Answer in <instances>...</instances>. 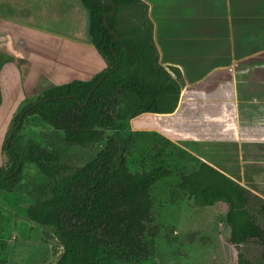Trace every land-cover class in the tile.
I'll return each instance as SVG.
<instances>
[{"label": "trees", "instance_id": "1", "mask_svg": "<svg viewBox=\"0 0 264 264\" xmlns=\"http://www.w3.org/2000/svg\"><path fill=\"white\" fill-rule=\"evenodd\" d=\"M82 2L90 16L92 44L107 62V70L90 81L46 90L22 110L16 124L39 116L62 132L70 145L92 148L105 140L106 145L85 166L70 168L59 163L58 152L50 153L37 145L29 147L24 159L11 134L5 149L12 167L0 172V190H15L25 161L35 164L49 179L33 192L35 203L27 216L33 224L52 229L62 248L56 264L147 260L156 254L159 235L157 226H148L154 211L151 191L172 172L164 164L150 171L131 172L125 156L129 143L124 137L126 122L145 114H173L184 77L178 68L171 67L174 79L161 62L156 23L146 0H110L109 7L102 0ZM109 131L113 135L108 136ZM153 144L162 156L171 141L156 136ZM174 189L192 197L197 207L225 205L231 244L239 247L253 241L264 246V229L248 210L255 200L264 214V200L251 198L246 188L214 166L199 163L195 171L180 176ZM238 264L253 263L239 253Z\"/></svg>", "mask_w": 264, "mask_h": 264}, {"label": "crops", "instance_id": "2", "mask_svg": "<svg viewBox=\"0 0 264 264\" xmlns=\"http://www.w3.org/2000/svg\"><path fill=\"white\" fill-rule=\"evenodd\" d=\"M146 1L161 61L185 80L166 118L230 125L239 140H264V0ZM9 63L25 95L18 103L108 67L82 0H0V85Z\"/></svg>", "mask_w": 264, "mask_h": 264}, {"label": "rangeland", "instance_id": "3", "mask_svg": "<svg viewBox=\"0 0 264 264\" xmlns=\"http://www.w3.org/2000/svg\"><path fill=\"white\" fill-rule=\"evenodd\" d=\"M1 90L0 172L12 167L5 144L22 110L24 99L19 103L17 99L25 97L18 68L10 63L2 73ZM38 95L30 94L26 102L35 101ZM176 124L172 118L150 115L127 122L124 137L129 143L125 156L131 172L150 171L164 164L172 174L151 191L154 211L153 222L148 226L159 228L155 256L120 264H238L239 251L252 263L262 264L264 246L258 242L240 247L229 242L231 228L226 220L225 205L197 207L191 197L177 193L174 187L181 175L192 173L199 163L206 162L247 188L251 197L258 195L264 199V140H239L230 125ZM135 132L138 135H134ZM14 135L13 144L24 159L29 147L37 145L50 153L58 152L59 163L70 168L85 166L106 145V141L92 148L70 145L63 133L39 117L27 118ZM155 136L172 141L162 156H158L154 148ZM258 137L264 139V134ZM48 183L49 179L35 164L25 161L15 190L11 193L0 190V264H56L61 257L62 248L52 229L33 224L27 216L28 208L35 203L33 192ZM248 210L264 228L260 203L252 200Z\"/></svg>", "mask_w": 264, "mask_h": 264}, {"label": "flooded vegetation", "instance_id": "4", "mask_svg": "<svg viewBox=\"0 0 264 264\" xmlns=\"http://www.w3.org/2000/svg\"><path fill=\"white\" fill-rule=\"evenodd\" d=\"M109 7V6H108ZM115 12H113V14H114ZM91 37V36H90ZM158 44V43H157ZM160 49V48H159ZM161 53V52H160ZM162 62V61H161ZM107 63V62H106ZM163 64V63H162ZM164 66V65H163ZM108 68V67H107ZM164 68L171 74V76L174 78V79H176L177 77H176V75L172 72V70L170 69L171 67H165L164 66ZM176 68V67H175ZM107 70V69H106ZM182 73V72H181ZM183 75V74H182ZM90 81V80H89ZM185 81V80H184ZM86 82V81H85ZM185 83V82H184ZM69 84V83H68ZM183 85V84H182ZM181 88H182V86H181ZM46 91V90H45ZM45 91H43V92H45ZM43 92H41V93H38L39 95H38V97L40 96V95H42L43 94ZM180 93H181V91H180ZM36 95V94H35ZM37 97V98H38ZM2 100H3V97H2V90H1V85H0V105L2 104ZM27 100V99H26ZM26 100H24L22 103H23V105H28L29 103H31V102H34V101H29L28 103L26 102ZM23 105L22 106H20V108H22V110L26 107V106H24L23 107ZM22 110H21V112H22ZM20 112V113H21ZM20 113L18 114V116L20 115ZM149 115H151V116H156V115H152V114H145V115H141V116H149ZM17 116V117H18ZM141 116H139V117H141ZM17 117L15 118V130H14V132L12 133V134H14L15 133V131L16 132H18V131H20L21 130V128H22V125H23V123L25 122V120H27V118H29V117H39V116H29V117H27L24 121H20L18 124H16V119H17ZM40 118V117H39ZM138 118V117H137ZM41 119V118H40ZM135 119V118H134ZM130 120H133V119H129V120H127V122L128 121H130ZM45 122V121H44ZM127 122H126V125H127ZM46 123V122H45ZM47 124V123H46ZM48 125V124H47ZM21 127V128H20ZM20 128V129H19ZM62 133V132H61ZM15 136V135H14ZM65 136V135H64ZM10 137V136H9ZM156 137V136H155ZM162 137H164V136H162ZM166 138V137H165ZM167 139V138H166ZM169 140V139H168ZM106 141V140H105ZM171 141V140H170ZM171 144H172V141H171ZM233 181V180H232ZM234 182V181H233ZM235 184H238V183H236V182H234ZM239 185H241V184H239ZM242 186V185H241ZM244 187V186H243ZM245 188V187H244ZM247 189V188H246ZM248 190V189H247ZM249 192V191H248ZM250 196V195H249ZM254 196H258V195H254ZM253 196V197H254ZM188 197H189V195H188ZM251 197V196H250ZM253 197H251V198H253ZM260 197V196H259ZM261 198V197H260ZM191 199L194 201V199L191 197ZM261 199H263V198H261ZM264 200V199H263ZM194 204H195V202H194ZM218 204V203H217ZM200 208H206V207H200ZM228 212V211H227ZM226 220H227V214H226ZM256 220V219H255ZM228 223V222H227ZM230 226V225H229ZM231 228V227H230ZM264 229V228H263ZM230 236H231V233H230ZM230 238V237H229ZM253 242V241H252ZM246 244V243H245ZM233 245V244H232ZM243 245V244H242ZM235 246V245H234ZM241 246V245H240ZM239 246V247H240ZM237 247V246H236ZM156 250H157V247H156ZM239 253H242V252H240L239 251ZM243 254V253H242ZM239 255V254H238ZM244 255V254H243ZM246 258V257H245ZM247 259V258H246ZM250 261V260H249ZM251 262V261H250ZM254 264V263H253Z\"/></svg>", "mask_w": 264, "mask_h": 264}, {"label": "water", "instance_id": "5", "mask_svg": "<svg viewBox=\"0 0 264 264\" xmlns=\"http://www.w3.org/2000/svg\"><path fill=\"white\" fill-rule=\"evenodd\" d=\"M103 1V4L105 5V6H110L111 5V2H110V0H102ZM113 12H115V10H113ZM159 117H161V118H166V117H168V115H160Z\"/></svg>", "mask_w": 264, "mask_h": 264}]
</instances>
